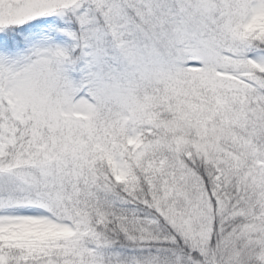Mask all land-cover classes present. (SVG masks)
Wrapping results in <instances>:
<instances>
[{
  "label": "snow or ice",
  "instance_id": "obj_1",
  "mask_svg": "<svg viewBox=\"0 0 264 264\" xmlns=\"http://www.w3.org/2000/svg\"><path fill=\"white\" fill-rule=\"evenodd\" d=\"M0 264H264V0H0Z\"/></svg>",
  "mask_w": 264,
  "mask_h": 264
}]
</instances>
